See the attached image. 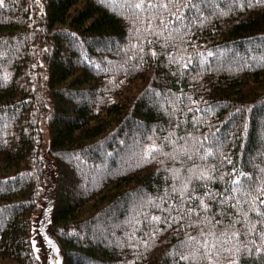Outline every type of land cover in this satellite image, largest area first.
<instances>
[{
  "label": "trees",
  "instance_id": "1",
  "mask_svg": "<svg viewBox=\"0 0 264 264\" xmlns=\"http://www.w3.org/2000/svg\"><path fill=\"white\" fill-rule=\"evenodd\" d=\"M137 3L0 6V264H40L41 127L64 264H264V3Z\"/></svg>",
  "mask_w": 264,
  "mask_h": 264
},
{
  "label": "snow or ice",
  "instance_id": "2",
  "mask_svg": "<svg viewBox=\"0 0 264 264\" xmlns=\"http://www.w3.org/2000/svg\"><path fill=\"white\" fill-rule=\"evenodd\" d=\"M202 2V0H201ZM4 0H0V6H3ZM257 3H264V0H257ZM179 6L182 5L186 11H191L193 9L196 8L197 4H196V0H157L156 3H153L152 0H140V3H137L135 5V7L137 9H141V10H146V9H156L157 11V16L156 17H152L149 16V24H148V30L151 31L152 30V24L151 21L152 19H160V24H162L165 28H167L168 24L165 22V20L162 18L164 13H170V15L172 17H175L176 20H180L183 18V14L181 15H177V12L179 11V7L175 8V11H173L169 6ZM162 33H158V35H161ZM153 55H155V53H153ZM185 67H187V65H185ZM206 139V138H205ZM157 151V148L155 146H153L152 148H150L148 150L147 156H151L152 152ZM208 156L212 155L211 152L207 153ZM154 158V157H153ZM206 158V157H205ZM229 163H231V161H228ZM233 171L235 172L236 170L233 169ZM262 171H264V169H262ZM197 179H206L208 177L201 175L199 177H196ZM242 178L243 180H247L249 179V175L245 174L243 172L239 173V175L237 176L236 179L232 180V185H236V186H240L242 184ZM179 191V194L183 197L185 194H187L189 192V188L188 185L186 184L182 190H177ZM233 192L239 191V187H233L232 188ZM257 193H258V199L260 197H264V188H258L257 189ZM190 199H194L195 197H189ZM262 204H264V199H262L260 201ZM201 206L203 208H207V205L203 203V201H201ZM261 216V224L264 225V213H260ZM154 221L159 222L161 220L160 217H153ZM170 226V225H169ZM255 225H252V228L249 229V231L255 230ZM201 235H203V233H201ZM209 236H216V233L212 232L208 234ZM223 235V234H221ZM233 236L239 235V233H233ZM195 237H189V240H195ZM49 244H51V241H48ZM221 243V240L219 239V237H216V242L212 243L207 237H205L203 243L200 244V248L203 249L205 251V258L207 257V253L210 252L211 249L216 247V244ZM33 245L35 246V242H33ZM225 251H227V249H225ZM179 259L181 261H189V260H195L194 257H190V256H180Z\"/></svg>",
  "mask_w": 264,
  "mask_h": 264
},
{
  "label": "rangeland",
  "instance_id": "3",
  "mask_svg": "<svg viewBox=\"0 0 264 264\" xmlns=\"http://www.w3.org/2000/svg\"><path fill=\"white\" fill-rule=\"evenodd\" d=\"M41 129H42V134H43V140H42V145H41L39 156L44 163L45 191L43 195L42 206L40 207L39 212L35 215V219H34L35 220V223H34L35 246L34 248H35L37 257L40 261V264H45L46 255H45V251L43 248L40 233L37 230V226H38V221L40 220L42 216L43 209L45 208L47 204V199L53 198L52 192H53V183H54V178H55V168H54L53 162L50 160V158L47 155V147H48V142H49L48 132L44 127H41ZM49 230L50 232H52L51 228Z\"/></svg>",
  "mask_w": 264,
  "mask_h": 264
},
{
  "label": "water",
  "instance_id": "4",
  "mask_svg": "<svg viewBox=\"0 0 264 264\" xmlns=\"http://www.w3.org/2000/svg\"><path fill=\"white\" fill-rule=\"evenodd\" d=\"M52 210L53 198H48L47 204L43 209L42 216L38 221L37 230L40 233L46 255L45 264H64V257L62 255L60 245L53 236V233L49 230L52 223ZM48 241H51L52 243L49 244Z\"/></svg>",
  "mask_w": 264,
  "mask_h": 264
}]
</instances>
